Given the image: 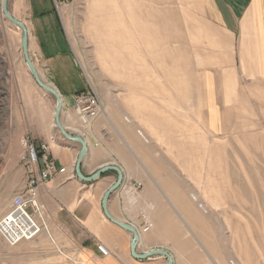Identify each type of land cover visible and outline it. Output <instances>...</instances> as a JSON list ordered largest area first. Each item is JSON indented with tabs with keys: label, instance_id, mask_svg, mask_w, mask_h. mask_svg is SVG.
<instances>
[{
	"label": "rangeland",
	"instance_id": "obj_1",
	"mask_svg": "<svg viewBox=\"0 0 264 264\" xmlns=\"http://www.w3.org/2000/svg\"><path fill=\"white\" fill-rule=\"evenodd\" d=\"M21 1L8 0L7 9L27 29L36 68L30 14ZM129 1L131 8L135 1L140 19L139 29L128 32L119 17L108 14L119 0H55L61 29L87 83L80 93L92 88L101 102L98 117L114 118L141 140L148 154V184L161 188L158 198L178 206L182 218L194 220L197 228L181 224L207 239L211 264H264V95L252 93L258 83L254 88L239 67L241 32L225 30L236 23L235 10L212 9V0ZM228 41L237 59L232 64L239 90L230 95L223 93L231 88L229 79L206 77L220 73L207 60L214 54L227 58L219 47L213 49L214 42L226 46ZM55 108V98L34 81L21 30L5 17L0 0V217L24 192L31 174L21 160L22 138L43 143L30 134L29 123L45 111L59 131ZM37 202L43 211L38 195ZM141 212L150 216V210ZM139 220L142 224L140 214ZM44 235L15 246L0 237V264H48L39 252L51 247Z\"/></svg>",
	"mask_w": 264,
	"mask_h": 264
},
{
	"label": "crops",
	"instance_id": "obj_2",
	"mask_svg": "<svg viewBox=\"0 0 264 264\" xmlns=\"http://www.w3.org/2000/svg\"><path fill=\"white\" fill-rule=\"evenodd\" d=\"M22 1L30 14V31L34 39L31 56L35 57L37 70L50 80L62 99L61 124L69 134L81 136L87 145L80 165L81 173L91 176L101 167L112 165L121 170L122 183L109 195L107 210L115 220L133 225L138 234L139 212L150 210L153 225L148 232L138 235L136 253L160 248L170 253L173 264H211L205 248L207 239L197 229L192 230L194 234H189L181 224L192 223L191 228H197L194 220L182 218L178 206L174 208L171 202L168 205L158 198L157 191L161 188L148 184V154L141 140L109 116L98 117L88 130L78 123L73 109L74 97L86 88L87 83L61 29L55 0ZM217 5L226 7L231 14L230 8L235 10L236 23L225 30L241 32L239 67L248 74L247 78L252 79L254 88L258 83L259 90H252V93L264 95V0H212V9ZM220 21L223 22L221 16ZM212 47L214 50L219 47L227 58L222 60L214 54L211 61L207 60L206 63L217 64L220 73L206 77L229 79L231 88L223 93L238 94L235 87L237 71L232 64H237V59L231 43L228 41L225 46L214 42ZM233 87L236 90H232ZM28 128L36 142L48 145L56 166L65 168V173L56 174L39 188L38 200L43 205L47 229L44 236L52 247L39 249L40 254L46 256L41 262L46 259L50 264L60 258V264H166L165 258L160 256L142 261L134 259L130 252L132 235L105 218L101 201L116 181V172L106 171L92 182H83L75 172L80 145L55 130L47 112L40 114L37 121L30 122ZM136 183L141 186L136 193L130 194V187ZM97 244L107 249L108 256L103 257L98 252Z\"/></svg>",
	"mask_w": 264,
	"mask_h": 264
},
{
	"label": "built area",
	"instance_id": "obj_3",
	"mask_svg": "<svg viewBox=\"0 0 264 264\" xmlns=\"http://www.w3.org/2000/svg\"><path fill=\"white\" fill-rule=\"evenodd\" d=\"M74 111L77 119L84 126L90 127L101 113L98 94L90 88L89 91L76 95ZM21 145L24 148L22 163L31 174L24 192L12 198L8 210L0 217V237L8 246L35 240L47 230L42 218V207L37 202L38 189L56 174L65 173V168H58L49 157V147L46 143L36 145L31 136H24ZM140 186V183L132 184L129 190L138 191ZM139 214L142 220V224L138 227L139 231L146 233L152 227L150 216L146 212ZM97 250L103 257L109 254L102 244H97Z\"/></svg>",
	"mask_w": 264,
	"mask_h": 264
},
{
	"label": "water",
	"instance_id": "obj_4",
	"mask_svg": "<svg viewBox=\"0 0 264 264\" xmlns=\"http://www.w3.org/2000/svg\"><path fill=\"white\" fill-rule=\"evenodd\" d=\"M7 2L8 0H2V10L3 13L5 15V17L16 27H18L21 30V44H22V52H23V56L25 59V62L29 68V71L34 79V81L36 82V84L42 89L44 90L46 93L51 94L55 100H56V108L54 111V121H55V126L58 128V130L60 131V133L63 135V137L71 142H75L77 144L80 145V150L79 153L77 155L76 158V162H75V172L77 177L83 181V182H92L93 180L97 179L101 174H103L106 171H114L117 174V178L116 181L106 190V192L104 193L103 197H102V201H101V208L103 211L104 216L106 217L107 220H109L110 222H112L113 224H115L116 226H118L119 228L129 232L132 235V239L130 242V252H131V256L136 259V260H144L146 258H149L153 255H161L164 256L167 259L166 264H173V258L172 256L166 252L163 249H151L149 251H146L142 254H138L136 253V246L139 242V234L137 232V230L135 229L134 226L128 224V223H124V222H120L118 220H115L114 218H112L110 216V214L108 213L107 210V200L109 195L115 191L116 189H118L122 183V173L121 170L115 166H104L101 167L99 170H97L94 174H92L91 176H84L81 171H80V165L81 162L86 154L87 151V145L85 143V141L77 136V135H70L62 126L61 122H60V112L62 109V99L59 95V93L57 92V90L50 86L47 85L45 83H43L38 75V72L35 68V66L33 65V63L31 62L30 58H29V53H28V33H27V29L25 27V25L18 21L17 19L13 18L7 9Z\"/></svg>",
	"mask_w": 264,
	"mask_h": 264
},
{
	"label": "bare ground",
	"instance_id": "obj_5",
	"mask_svg": "<svg viewBox=\"0 0 264 264\" xmlns=\"http://www.w3.org/2000/svg\"><path fill=\"white\" fill-rule=\"evenodd\" d=\"M135 1L132 3L133 7L131 8V3L129 0H119V3L112 4L111 9H108V14L113 17H119L124 24V28L133 29L137 27L139 29L140 12L135 7ZM101 7V6H100ZM132 34V33H131Z\"/></svg>",
	"mask_w": 264,
	"mask_h": 264
}]
</instances>
